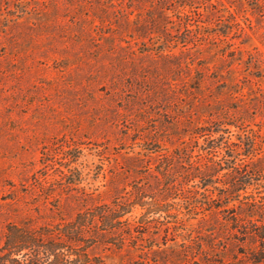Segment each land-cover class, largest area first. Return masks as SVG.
I'll return each mask as SVG.
<instances>
[{"label": "rangeland", "instance_id": "374dc122", "mask_svg": "<svg viewBox=\"0 0 264 264\" xmlns=\"http://www.w3.org/2000/svg\"><path fill=\"white\" fill-rule=\"evenodd\" d=\"M219 120L264 152V0H0V247L10 222L110 203L134 150L163 148L141 162L154 175L135 168L160 188L161 157ZM193 184L149 225L135 209L139 238L96 249L101 264H264V244L214 223ZM248 192L264 203V176Z\"/></svg>", "mask_w": 264, "mask_h": 264}, {"label": "trees", "instance_id": "16d2710c", "mask_svg": "<svg viewBox=\"0 0 264 264\" xmlns=\"http://www.w3.org/2000/svg\"><path fill=\"white\" fill-rule=\"evenodd\" d=\"M229 124L240 127L223 120H219L216 126L193 125L188 133L190 139L182 141L183 145L177 151L161 157L162 161L168 157L173 161L169 167L168 164L155 167V177L161 186L158 189L141 181L140 176L145 178V175L135 169L144 167L154 175L151 172L153 167L149 164L143 166L141 162L150 160L152 153L163 151L155 144L143 147L144 151L134 150L128 156L125 174H129V180L122 187L121 194L110 203L81 209L70 220L59 217L38 224L26 217L20 222H10L0 247V264H101L100 257L95 255L96 249L121 250L139 238L134 232L136 220L131 217L134 210L143 209L139 219H143L145 225H149L156 214L160 217L163 212L168 215V190L175 198L179 190H186L178 187L184 179L186 184L194 182L197 200L206 194L208 202L213 204L209 215L214 223L233 228L242 226L247 236L264 244V224L259 223L264 203L248 192L264 176V166L254 165L264 158V152L259 147L260 139L246 131L242 133L251 138L250 141L241 140V137H238L239 141H233L229 137L233 134L227 127ZM201 137L205 140L203 143L199 141ZM179 168L183 170H177ZM60 172L66 174L64 170L60 169ZM245 210L246 219L242 218ZM184 240L188 245L187 239ZM224 249L220 248L221 251ZM151 251L152 245L143 249L146 254Z\"/></svg>", "mask_w": 264, "mask_h": 264}]
</instances>
